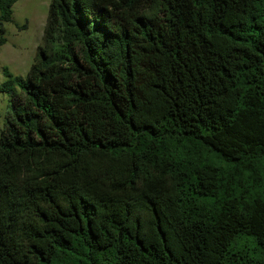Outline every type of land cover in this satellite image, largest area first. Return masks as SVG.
Here are the masks:
<instances>
[{"label": "trees", "instance_id": "obj_1", "mask_svg": "<svg viewBox=\"0 0 264 264\" xmlns=\"http://www.w3.org/2000/svg\"><path fill=\"white\" fill-rule=\"evenodd\" d=\"M3 70L0 264H264V0H51Z\"/></svg>", "mask_w": 264, "mask_h": 264}, {"label": "rangeland", "instance_id": "obj_2", "mask_svg": "<svg viewBox=\"0 0 264 264\" xmlns=\"http://www.w3.org/2000/svg\"><path fill=\"white\" fill-rule=\"evenodd\" d=\"M51 0H18L13 22H5L7 42L0 46V86L5 80L4 66L16 75L26 76L43 43L44 28ZM10 96L0 90V135L4 127Z\"/></svg>", "mask_w": 264, "mask_h": 264}]
</instances>
